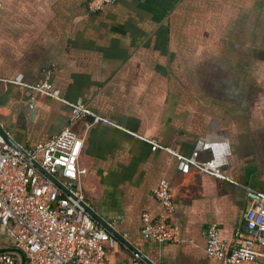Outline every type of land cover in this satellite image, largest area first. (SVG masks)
Segmentation results:
<instances>
[{
  "label": "crops",
  "instance_id": "crops-1",
  "mask_svg": "<svg viewBox=\"0 0 264 264\" xmlns=\"http://www.w3.org/2000/svg\"><path fill=\"white\" fill-rule=\"evenodd\" d=\"M90 2L0 0V125L30 147L71 124L68 104L16 82L48 75L99 117L72 127L85 138L86 203L122 239L104 226L114 262L221 264L207 252L213 224L229 249L258 247L245 216L264 195V0H116L99 13ZM198 139L230 143L225 178L181 174L150 143L190 155ZM163 179L172 211L154 196ZM144 214L177 226L179 242L143 237ZM13 244L0 225V248Z\"/></svg>",
  "mask_w": 264,
  "mask_h": 264
},
{
  "label": "built area",
  "instance_id": "built-area-1",
  "mask_svg": "<svg viewBox=\"0 0 264 264\" xmlns=\"http://www.w3.org/2000/svg\"><path fill=\"white\" fill-rule=\"evenodd\" d=\"M116 0H91L90 10L99 13ZM22 86L56 98L72 108L71 124L50 141L18 148L0 134V225L13 239V246L27 255V264H143L136 257L130 262H114L116 239L88 211L79 166L85 138L72 127L79 120L94 116L86 102L66 100L51 81L50 75L36 84ZM35 98V97H34ZM34 105V103L32 102ZM153 149L163 148L178 157V170L189 174L192 168L217 178H225L231 147L228 141L208 142L198 139L190 155L175 152L151 141ZM208 151L207 159H200ZM156 200L167 210L175 207V195L168 180H161L154 192ZM142 235L159 244L179 242V229L159 218L142 217ZM245 225L256 234L258 247L245 241L233 249L221 238L218 225L205 232L208 255L221 264H264V195L251 206ZM0 264H21L14 252H0Z\"/></svg>",
  "mask_w": 264,
  "mask_h": 264
},
{
  "label": "water",
  "instance_id": "water-1",
  "mask_svg": "<svg viewBox=\"0 0 264 264\" xmlns=\"http://www.w3.org/2000/svg\"><path fill=\"white\" fill-rule=\"evenodd\" d=\"M0 131H1V133H2V135H3V137L9 142V143H11L12 145H14V146H16V147H18V148H21V146L20 145H18L17 144V142L15 141V140H13L10 136H9V134H8V132H6V130L0 125ZM261 198V197H260ZM87 209H88V211L96 218V220L97 221H99L103 226H105L111 233H113L114 235H116L118 238H119V240H121L122 241V239L114 232V231H112V229L101 219V217H99L97 214H96V211H94L93 209H91V207H89L88 205H87ZM0 252H14V253H16V254H19V256H20V263L21 264H27V255H25V253L22 251V250H20V249H18V248H16V247H14V246H12V247H9V248H0ZM141 258H142V256L141 255H139Z\"/></svg>",
  "mask_w": 264,
  "mask_h": 264
}]
</instances>
